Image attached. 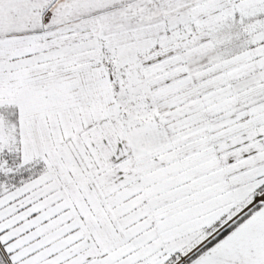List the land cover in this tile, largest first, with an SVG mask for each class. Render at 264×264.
I'll use <instances>...</instances> for the list:
<instances>
[{
	"label": "snow or ice",
	"instance_id": "snow-or-ice-1",
	"mask_svg": "<svg viewBox=\"0 0 264 264\" xmlns=\"http://www.w3.org/2000/svg\"><path fill=\"white\" fill-rule=\"evenodd\" d=\"M0 264H264V0H0Z\"/></svg>",
	"mask_w": 264,
	"mask_h": 264
}]
</instances>
